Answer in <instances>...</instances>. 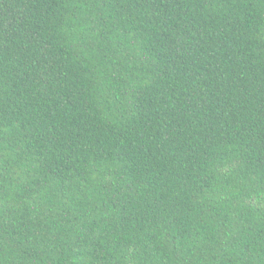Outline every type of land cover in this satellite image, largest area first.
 Wrapping results in <instances>:
<instances>
[{
    "label": "trees",
    "instance_id": "16d2710c",
    "mask_svg": "<svg viewBox=\"0 0 264 264\" xmlns=\"http://www.w3.org/2000/svg\"><path fill=\"white\" fill-rule=\"evenodd\" d=\"M0 264H264V0H0Z\"/></svg>",
    "mask_w": 264,
    "mask_h": 264
}]
</instances>
